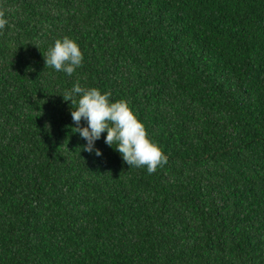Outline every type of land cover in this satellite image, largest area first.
Masks as SVG:
<instances>
[{
	"label": "trees",
	"instance_id": "16d2710c",
	"mask_svg": "<svg viewBox=\"0 0 264 264\" xmlns=\"http://www.w3.org/2000/svg\"><path fill=\"white\" fill-rule=\"evenodd\" d=\"M0 15V264H264V0H0ZM65 36L72 76L43 57ZM77 83L126 101L167 164L130 168L106 132L84 151L61 96Z\"/></svg>",
	"mask_w": 264,
	"mask_h": 264
},
{
	"label": "clouds",
	"instance_id": "9594fccd",
	"mask_svg": "<svg viewBox=\"0 0 264 264\" xmlns=\"http://www.w3.org/2000/svg\"><path fill=\"white\" fill-rule=\"evenodd\" d=\"M7 23V19L0 15V30H3ZM43 57L47 67L68 76H72L83 61L78 43L67 36L57 39ZM61 96L65 102L70 101L76 105L75 110L71 109L76 127L71 131L79 133L86 141L84 151H94L96 156L102 155L101 151L95 148V143L102 133L106 132L105 143L120 153L130 168L146 166L147 172L152 174L158 167L167 164L168 157L149 138L143 122L137 118L126 101L112 100L110 93L102 92L96 87L85 88L79 83ZM82 120L86 122V126H80Z\"/></svg>",
	"mask_w": 264,
	"mask_h": 264
}]
</instances>
